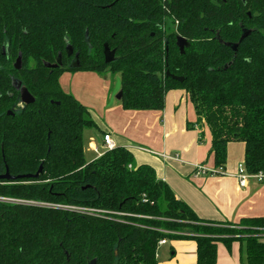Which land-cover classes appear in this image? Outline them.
<instances>
[{
  "label": "trees",
  "instance_id": "trees-1",
  "mask_svg": "<svg viewBox=\"0 0 264 264\" xmlns=\"http://www.w3.org/2000/svg\"><path fill=\"white\" fill-rule=\"evenodd\" d=\"M244 30L234 53L226 45ZM178 37L190 43L183 53ZM60 54L59 68L45 66ZM66 72L120 74L125 111H163L169 92L185 91L210 129L216 169L230 143H244L246 171L264 173V0H0V176L16 178L0 181V198L23 202H0V264H159L162 240L195 242L196 264H217L219 244L239 242L243 264H264V218L200 219L123 147L87 162L84 133L98 127L62 90ZM15 79L36 102L9 116ZM42 166L39 179H18Z\"/></svg>",
  "mask_w": 264,
  "mask_h": 264
},
{
  "label": "crops",
  "instance_id": "crops-1",
  "mask_svg": "<svg viewBox=\"0 0 264 264\" xmlns=\"http://www.w3.org/2000/svg\"><path fill=\"white\" fill-rule=\"evenodd\" d=\"M77 73L82 78L85 74L80 73L92 72ZM93 74L88 77L95 83ZM70 92L83 104L91 105L85 101V94ZM105 121L103 136L110 134L116 147L128 149L137 166L152 167L157 178L200 219L238 224L246 218H264V182L251 180L242 188L237 178L238 168L245 162V144L230 143L224 172L212 174L216 169L211 153L212 135L205 125L198 124L195 108L185 91L168 93L163 111H125L119 105L105 111ZM99 142L103 148L104 137ZM89 143L91 151L98 154L100 146L95 138L91 137ZM104 153L103 149L94 160ZM173 242L178 264H196L195 242ZM245 253V246L239 242L233 243L230 250L219 244L217 264H243ZM158 261L163 264L160 257Z\"/></svg>",
  "mask_w": 264,
  "mask_h": 264
},
{
  "label": "rangeland",
  "instance_id": "rangeland-1",
  "mask_svg": "<svg viewBox=\"0 0 264 264\" xmlns=\"http://www.w3.org/2000/svg\"><path fill=\"white\" fill-rule=\"evenodd\" d=\"M77 74V72L64 73L61 77L60 85H63H61V88L66 94L73 96L78 102H80L89 110L90 119L94 121L95 124L98 123V125L101 127V132L99 129H91L86 130L84 133L85 159L87 162H91L100 152L103 151V148L100 146L101 142L99 141H103L104 136L102 133L105 131V127H107L105 121V111L107 112L111 108L118 107L119 105L121 106V102L117 99V96L121 92L122 80L120 74H93V72L80 73L85 74L84 76L82 75V78L77 77ZM90 74H93V76L96 77L97 80H94L95 83L88 77ZM72 90H75L80 96L85 94V101H88L87 103H90L91 105L83 104L81 101H79V99L70 92ZM200 124L205 125L209 131L208 125L204 121ZM91 137H94L98 143V146H100L98 149V154H95L93 151H91L89 147ZM135 161L133 165L134 167H138ZM168 243L169 244L167 246L160 248V250L157 252L158 257H160V263L178 264L179 262L175 254V242L169 241Z\"/></svg>",
  "mask_w": 264,
  "mask_h": 264
},
{
  "label": "water",
  "instance_id": "water-1",
  "mask_svg": "<svg viewBox=\"0 0 264 264\" xmlns=\"http://www.w3.org/2000/svg\"><path fill=\"white\" fill-rule=\"evenodd\" d=\"M251 34L250 30H244L242 33V36L239 40L238 43L236 44H227L226 46L231 48L234 53L237 52L238 47L240 44ZM86 43H89V37L86 35L85 38ZM177 46L180 49L181 53L185 51L186 48L190 47V43H188L184 38L178 37L177 39ZM67 56L68 57H74L73 61L70 65L71 69H78L80 67V61H79V55L74 56V50L71 46L67 47ZM104 57H105V63L106 64H111L115 61L116 59V52L112 51L107 44L104 46ZM232 64V63H231ZM231 64L227 65L225 68H229ZM62 65V55L60 54L57 60L56 64H45V66L49 69H57ZM15 69L20 71L22 69V57L19 56L15 63ZM176 81L183 82L182 78H174ZM13 87L16 91L20 93V102L18 104V107L14 109L13 111L8 112V115H14L15 112L18 110H24L26 107L32 106L35 104L36 99L32 96V94L28 91V89L20 82L19 80H13ZM117 99L120 101L122 99V91L119 93L117 96ZM43 170V166L39 169V171L35 175H29V176H22L19 177V180H24V179H39L41 173ZM16 178H13L10 176L9 171H7L6 175L0 176V181H14ZM90 264H95V260H93Z\"/></svg>",
  "mask_w": 264,
  "mask_h": 264
},
{
  "label": "built area",
  "instance_id": "built-area-1",
  "mask_svg": "<svg viewBox=\"0 0 264 264\" xmlns=\"http://www.w3.org/2000/svg\"><path fill=\"white\" fill-rule=\"evenodd\" d=\"M116 148V145L112 139V136L110 134H106L104 136V146L103 149L105 152L109 151V150H113ZM98 151L96 150V153ZM130 169H132V166H130ZM199 169L204 172H206V169H204L203 167H199ZM212 174H219L224 172V168H218L215 169L213 171H211ZM237 178L240 184V187L245 188L248 186V183L251 180H255L258 183H262L264 182V173L263 172H259L256 174H251L249 172L246 171L245 166L244 165H240L238 168V173H237ZM0 201L2 202H12L15 204L18 203H23L21 201H16V200H6V199H2L0 198ZM71 210H74L76 212H79L81 214L84 215H91V216H100V217H104V218H108V219H116V220H120L117 217H121V214L118 213H113V212H105V211H97V210H88V209H80V208H72ZM167 244L166 240H162L159 242L158 244V250L160 247L164 246Z\"/></svg>",
  "mask_w": 264,
  "mask_h": 264
},
{
  "label": "flooded vegetation",
  "instance_id": "flooded-vegetation-1",
  "mask_svg": "<svg viewBox=\"0 0 264 264\" xmlns=\"http://www.w3.org/2000/svg\"><path fill=\"white\" fill-rule=\"evenodd\" d=\"M0 202H2V201H0ZM5 203H7V202H5ZM10 203H12V202H10Z\"/></svg>",
  "mask_w": 264,
  "mask_h": 264
}]
</instances>
